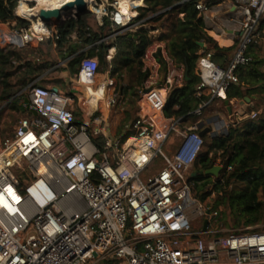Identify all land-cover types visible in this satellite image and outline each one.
Returning <instances> with one entry per match:
<instances>
[{
	"label": "built area",
	"instance_id": "obj_1",
	"mask_svg": "<svg viewBox=\"0 0 264 264\" xmlns=\"http://www.w3.org/2000/svg\"><path fill=\"white\" fill-rule=\"evenodd\" d=\"M93 1L96 24L107 22L106 36L95 44L133 32L136 10L145 7V0ZM122 2L132 4L127 13L120 10ZM194 7L206 25L237 41L225 67L210 52H198L195 96L208 97L193 111L199 117L212 101L226 100L227 90L240 83L239 72L252 62L250 50L264 45V0H196ZM58 27L39 19L26 27L0 23V49L34 51L48 40L55 50ZM89 48L58 59L21 89L13 98L23 97L24 114L9 130L0 124V264H264V228L225 230L217 223L219 207L203 204L192 191L191 172L205 144L197 126L205 120L187 124L164 114L170 90L185 83L184 68L168 44L154 39L145 46L140 62L147 76L136 116L121 139L110 141L90 127L101 107L87 111L83 89L40 83ZM89 61L93 78L98 64L86 58L72 80L80 81ZM102 84L106 95L112 90L107 104L115 106L111 83ZM224 124L219 120L210 132Z\"/></svg>",
	"mask_w": 264,
	"mask_h": 264
},
{
	"label": "trees",
	"instance_id": "obj_2",
	"mask_svg": "<svg viewBox=\"0 0 264 264\" xmlns=\"http://www.w3.org/2000/svg\"><path fill=\"white\" fill-rule=\"evenodd\" d=\"M18 1L0 0V23L15 21L18 27L29 25L28 21L15 15ZM195 2L196 0L187 2L184 0H145V7L137 8V20L146 16L147 13L161 12L151 20L156 23L163 20L162 28H167V31L165 32L163 29V33L156 39L161 41L167 39L169 51L176 63L184 69H188L190 79L182 87L170 90L164 111L166 117L182 118L184 121L193 120L196 117L193 111L201 101L208 99L205 96L200 98L195 96L196 87L199 83L195 74L198 52L200 50L210 52L212 60L218 66L225 67L237 47V43L229 48H221L216 44L214 39L207 34V28L202 18L197 17ZM27 3L25 2V6ZM180 14L183 15L182 18ZM58 30L61 37L56 41V49L60 50L63 59L90 47L69 60L67 66L77 67L86 54L91 57L95 55L94 51L98 49L99 63L104 67L107 65V60L105 61L107 51L115 48L116 53L112 60L111 73L120 75V69H125L131 76H134L136 86L141 85L146 79L147 74L142 72L140 62L145 46L151 41L146 31L141 30L135 36H131L129 32H123L114 39L95 44L106 36L107 22H104L103 26H98L92 13L82 15L78 19L70 18L59 26ZM74 33L75 40L71 37ZM199 43H203L204 47L201 48ZM51 47V41L47 40L40 46V49H43L49 56L51 55ZM31 52V50L24 52L23 49L12 46L0 49V103L8 102V109L20 113L24 112V108L19 106L23 97H13L27 82L25 79L20 82V78L16 84L11 82L10 78L19 72L22 67V60L27 66L31 64L32 70L50 68L55 62V60L50 59L40 61L39 56L38 62L36 58L32 60L30 58ZM250 55L252 62L242 73V77H247L243 80L246 82L247 88L242 92L237 86L230 87L227 90L226 99H240L249 96L251 93H256L259 102L248 109L247 117L240 124L233 122L234 126L228 130L223 138L213 139L210 150L200 155L198 159V171L200 173L205 172L216 165V154L220 152L219 163L225 170L223 174L224 183L221 184L220 180H217L214 183V189H222L223 186L224 194L218 197L215 204L223 205L230 210L235 217L234 224L237 226L252 225L264 221V73L258 70V67L264 65V60L257 57L252 49ZM15 63L18 65L14 69ZM28 72L29 70L26 73ZM256 75H259L261 79L253 78ZM101 108L100 114H104L102 105ZM258 110L260 112H256V118L251 119L250 115ZM109 129L112 137L116 138L117 131H115L114 126L110 125ZM212 150L214 157H209ZM228 167H230L229 170H227ZM235 182L244 183V187L238 191L231 190L230 186ZM208 184V180L203 182L202 188ZM209 194L210 192H206L202 199Z\"/></svg>",
	"mask_w": 264,
	"mask_h": 264
},
{
	"label": "rangeland",
	"instance_id": "obj_3",
	"mask_svg": "<svg viewBox=\"0 0 264 264\" xmlns=\"http://www.w3.org/2000/svg\"><path fill=\"white\" fill-rule=\"evenodd\" d=\"M20 1V0H19ZM54 0H43V4L45 6H47L48 4H50L51 2H53ZM25 2H28L30 9H34L35 7H39V3L38 0H21L20 1V5L16 7L15 9V15L17 16H23L26 20H28V22H33L34 24L36 23V20L32 19V15H28L25 16L22 12V7H27L25 6ZM89 4L91 6L94 5V1L93 0H88ZM98 1L96 0V3ZM27 7V8H29ZM32 7V8H31ZM92 13V10H90ZM137 11V10H136ZM161 12H157V13H147L146 16L140 18L138 21L137 26L134 28V31L129 33L131 34V36H135L137 33H139L141 30L146 31L148 38L152 40L156 39L158 36H160L163 33V29H165V32L167 31V28H162V23L163 20L161 22H154L151 19L157 17V15H159ZM93 14V13H92ZM138 18V17H137ZM68 17H65L63 19V21L59 22L57 25H59L60 23H64L66 20H68ZM31 20V21H30ZM4 24H16L15 21H11V22H7ZM119 35V34H118ZM117 35V36H118ZM116 36V37H117ZM74 40L76 39L75 33L73 34ZM164 41L166 44H168V40L164 39L162 40ZM215 41V40H214ZM216 42V41H215ZM203 44V43H202ZM217 44V42H216ZM218 45V44H217ZM219 46V45H218ZM201 48L204 47V45L200 46ZM27 50L30 49H23L24 52H26ZM32 52L30 53V58L33 60L36 57H40V61H42V59L44 61H46L47 59L50 60H55V62L53 64H55L57 62V59L59 60H63L62 58V54L60 53L59 49H53V47H51V55L47 56V53H45L43 51V49H40V47L37 50H31ZM56 51V52H54ZM254 53L257 55V57H259L260 59L264 60V45H262L260 48L254 49ZM25 54V53H24ZM29 55V54H28ZM99 50L95 53V57H96V61H98V71L95 72L93 74V79L96 81V83L93 85L97 86L100 83H114L116 85V89L114 91V96L115 94L117 95V92H119V96H118V105L116 107H110L107 109V114H108V118H102L100 115V111L96 112V115H94L93 118H91V122H90V127L93 128L94 127V122L93 120L98 119L100 120V118H102L103 120H101L102 123H104V125H113L115 128V131H117V137H119L118 139L122 138L123 135V131L126 128L127 124L132 121L137 113L138 110V100L140 98L141 95V91H142V84L139 86L135 85V80H134V76H131V74H129L125 69L121 68L120 69V75L116 74V73H111V69H109V67L106 66H101L99 63ZM105 59V56H104ZM35 60V59H34ZM95 60V58H94ZM106 61V59H105ZM118 62V61H117ZM42 63V62H41ZM22 67L19 70L18 73H16L13 77L10 78L11 82L16 83L19 82L20 78V82L25 79L27 84L22 87L25 88L28 84H30L31 82H33L36 78H38L39 76H41L44 72H46L48 69L50 68H45V69H34L32 70V65H25L26 63H24V60H22L21 62ZM40 64V63H39ZM197 64V62H196ZM18 64L15 63L14 64V69L16 68ZM112 65V64H111ZM39 66V65H38ZM53 66V65H52ZM51 66V67H52ZM67 69H70V71L72 72V77L73 79L75 74L78 75V73H73L74 71L77 72V67H69L66 65ZM64 68L60 67L58 69V73H60L61 70H63ZM196 69V68H195ZM27 70H29L28 73ZM246 69L244 68L241 71L240 74V83L239 85H237V88H239L240 90L245 91V89L247 88L246 82L243 81L244 79H247V77H242V73L245 71ZM258 70L264 73V65L258 67ZM26 73V74H24ZM97 73H99L100 75H98ZM24 74V75H23ZM23 75V77H22ZM60 75H48L46 79V81H41L40 83L43 85H52V86H57V87H62V89L67 90L71 85L70 83H62V81L57 80V78H59ZM250 78V77H249ZM253 78H258L261 79V77L259 75L254 76ZM60 79V78H59ZM258 86V85H256ZM112 93V90H109V94ZM247 97L249 98V101L245 100L244 98ZM243 98H235V100H232L233 103H230L229 106V110L227 109V107L223 104V103H215L214 101H212L206 108L205 110H203V114L197 118H193L192 122L199 120V121H203L206 120V118H211L213 116H218L220 118V121L225 122L224 125H218L217 131L215 133L214 136L212 135H207L205 137V145L204 148L202 150L201 155H203L206 151L210 150V146H211V142L213 141V139L217 138H223V136L225 134H227L228 130L233 127V122H237L236 121V116H232L233 113L236 110H244V113L247 114L248 109L246 105H251V107L254 106L255 103L259 102L258 100V96L256 93H251L249 96H245ZM234 99V98H233ZM3 104L0 103V107ZM264 105V104H263ZM86 107V106H85ZM87 111H89V109H86ZM255 112H260V110L255 111ZM105 113V110H104ZM24 114V112L20 113L18 111H15L13 109H4L0 115V119H1V128L2 130H9L10 126H12L17 120L18 118H20L22 115ZM119 115V116H118ZM118 116V117H117ZM223 119V120H222ZM218 121H216L217 123ZM242 121L238 122V124H240ZM131 125V124H130ZM237 125V124H236ZM101 126V125H100ZM127 129H131V127L129 126ZM219 155L220 152H218L216 154L217 156V161H216V166H220L222 168V166L219 163ZM209 157H214V151L212 150L209 153ZM153 165L150 166L149 169H152ZM198 170V166L196 167ZM196 168L192 169V174H194V172L196 171ZM225 170L222 169L220 171L219 176H213V175H206L205 172H201L200 177L198 178H193L192 174H191V188L192 191L195 195L196 198L201 197V202L205 203L208 206H211V204L213 203V207H219V209L221 210V217L218 218L217 223L222 225L223 228L227 231H241L244 230L248 227H251L253 229H261L264 228V221L260 222V223H256V224H252V225H235L234 224V220L235 217L234 215L230 212V210H228L225 206L223 205H216V201L218 199V197L222 196L224 193V189L222 186V189H214V185H212V190L214 191V195L211 194V191L208 189V185L210 184H214L216 183L217 180H220L221 177H223ZM208 180V185L205 188H202V183ZM244 187V183L241 182H235L230 186L231 190L234 191H238L241 190ZM228 190V189H225ZM206 192H210L209 195L205 196L204 199H202L204 197V194H206ZM218 192H220V194H218ZM262 200V197H261ZM203 203V204H204ZM196 223V222H195Z\"/></svg>",
	"mask_w": 264,
	"mask_h": 264
},
{
	"label": "bare ground",
	"instance_id": "obj_4",
	"mask_svg": "<svg viewBox=\"0 0 264 264\" xmlns=\"http://www.w3.org/2000/svg\"><path fill=\"white\" fill-rule=\"evenodd\" d=\"M42 1L43 0H38L39 7H37V8L35 7L34 9L22 7L23 14L25 16L32 15L33 19L36 18L38 20L41 10L62 8L65 4H68L70 2H74L75 0H54L53 2L48 4L47 6H45ZM133 3H135L137 5L141 4L139 0H135V1H133ZM28 4L29 3H27V6H28ZM130 6H132V4L129 5L128 3L122 2L120 4V10L124 13H127L128 10L130 9ZM89 8H90V10H94V5L91 6L89 4ZM51 22H52V24L57 25L59 22H61V19L52 18ZM35 25H36V23H35ZM106 58H108V56H106ZM91 64H92V61L84 63L83 67L81 69L80 81L72 80V82H74L77 86H79L81 89L84 90L83 99H85V106L87 107V109H89L92 112L93 110L99 109L101 107V105L103 106L105 113L102 114L101 117L105 119V118H108V114L106 113L107 109L111 107L106 102L107 96L111 98V94L106 95V92L104 90L102 83L99 84V89L95 90L93 85L96 83V81L90 76V74L93 72V70H92L93 67L91 66ZM111 88H113V90L115 91L116 85L114 83H111ZM119 94L120 93L117 92V95L115 94V96H114V101L116 102L115 103L116 106L118 105L117 99H118ZM116 106H113V107H116ZM102 118H100L99 122L94 121V124L96 126L95 130H98L96 132L100 133V135L102 136L101 138H103L106 141H110L111 139H113L115 137H112V135L110 134L109 125H107V124L104 125V123L101 122V120H103Z\"/></svg>",
	"mask_w": 264,
	"mask_h": 264
},
{
	"label": "water",
	"instance_id": "obj_5",
	"mask_svg": "<svg viewBox=\"0 0 264 264\" xmlns=\"http://www.w3.org/2000/svg\"><path fill=\"white\" fill-rule=\"evenodd\" d=\"M91 11L89 10V5L88 2L86 0H75L74 2H70L68 4H65L62 8H57V9H43L40 11V15H39V19L41 22H43L45 25L47 26H51L53 25L51 22L52 18H59L61 19V21H63V19L65 17L70 18H75L78 19L80 16L85 15L90 13ZM36 20V19H34ZM63 23H60L57 26H61ZM202 43H199V46H202ZM190 79L189 75H188V69L185 68L184 69V81L187 82ZM245 100L249 101V98L245 97ZM225 103H228V100H224ZM25 103H28V100H25ZM230 108L228 107V110ZM32 113L34 115H36L35 111H32ZM217 120H220V118L218 116H213L211 118H207L205 120V123L201 122L198 124L197 128L199 130V135L201 137H206L207 135H212L214 136L215 133L214 132H210L211 129V125H214L216 123ZM221 167L220 166H214L213 168L205 171L206 175H213V176H217L219 171H220ZM192 177H197V174L194 173L192 174ZM207 226V221H204V225H203V230H205Z\"/></svg>",
	"mask_w": 264,
	"mask_h": 264
},
{
	"label": "crops",
	"instance_id": "obj_6",
	"mask_svg": "<svg viewBox=\"0 0 264 264\" xmlns=\"http://www.w3.org/2000/svg\"><path fill=\"white\" fill-rule=\"evenodd\" d=\"M214 15V12H210L209 14H208V16L210 17V16H213ZM218 16H220V14L218 15ZM32 18V17H31ZM33 19V18H32ZM36 19V18H35ZM205 26H206V28H207V34L212 38V39H214L216 42H217V44L219 45V47H221V48H229V47H232L237 41H236V39L233 37V36H231V35H226V34H222V33H220L219 31H217L216 29H214V28H211L210 27V23L207 21V25H206V23H205ZM71 37L73 38V35H71ZM158 40V39H157ZM87 50V49H86ZM98 51V49H96L94 52L96 53ZM115 53H116V49L115 48H111V49H109L108 51H107V56H108V58H106V60H107V66H108V61L113 57L114 58V56H115ZM86 58H95V60H97L96 59V57H95V55H93V56H91V57H89V55L88 54H86L85 55V57H84V59H86ZM112 60L113 59H111L110 60V63L112 64ZM57 62H58V59H57ZM57 62L55 63V64H53V66L52 67H50V68H53L56 64H57ZM97 62V64H98V61H96ZM78 67H79V65L77 66V69H78ZM57 74H59L60 75V79L59 78H57V80H60V81H62V83H71L74 87H76V88H80L79 86H77L74 82H72V79H73V75H72V73H71V71H70V69H67V68H65L64 70H61L60 71V73H58V69H56L55 71H53L52 73H51V75H57ZM98 75H100L99 73H98ZM46 81V80H45ZM44 81V82H45ZM49 85V84H48ZM57 87V86H56ZM58 88H60V89H62V87H58ZM81 89V88H80ZM161 93H163V90H161ZM245 99V98H244ZM226 100H228V103L226 104L225 103V101L224 100H214V102L217 104V103H223L226 107H227V109H228V105L230 104V103H233V101L232 100H235V99H226ZM93 103V102H92ZM246 107L247 108H249V107H251V105H246ZM205 110V109H204ZM204 112V111H203ZM236 116L237 118H236V121H237V123L238 122H240V121H242L245 117H247V115L244 113V110H242L241 109V111L239 110H236L234 113H233V115L232 116ZM101 116V115H100ZM195 118H197V117H195ZM207 119V118H206ZM223 120V119H222ZM217 121H219V120H217ZM187 124H191L192 123V119H189V120H186L185 121ZM94 127H95V129H96V126H95V124H94ZM110 130V129H109ZM111 134V133H110Z\"/></svg>",
	"mask_w": 264,
	"mask_h": 264
},
{
	"label": "flooded vegetation",
	"instance_id": "obj_7",
	"mask_svg": "<svg viewBox=\"0 0 264 264\" xmlns=\"http://www.w3.org/2000/svg\"><path fill=\"white\" fill-rule=\"evenodd\" d=\"M197 166H199L198 161L195 163L193 168H196ZM194 173L197 174V177H200V175H201V173L197 170V168H196V171Z\"/></svg>",
	"mask_w": 264,
	"mask_h": 264
}]
</instances>
